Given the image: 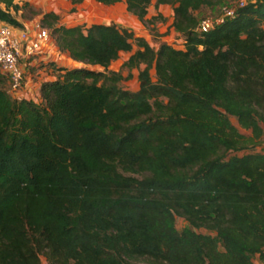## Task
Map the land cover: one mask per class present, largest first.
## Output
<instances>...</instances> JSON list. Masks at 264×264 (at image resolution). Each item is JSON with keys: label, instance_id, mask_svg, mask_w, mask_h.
Wrapping results in <instances>:
<instances>
[{"label": "trees", "instance_id": "obj_1", "mask_svg": "<svg viewBox=\"0 0 264 264\" xmlns=\"http://www.w3.org/2000/svg\"><path fill=\"white\" fill-rule=\"evenodd\" d=\"M18 1L0 20L22 26ZM95 1L147 24L169 5L182 43L40 14L78 65L49 61L38 102L0 70V264H264V0L201 32L196 10L225 0Z\"/></svg>", "mask_w": 264, "mask_h": 264}, {"label": "rangeland", "instance_id": "obj_2", "mask_svg": "<svg viewBox=\"0 0 264 264\" xmlns=\"http://www.w3.org/2000/svg\"><path fill=\"white\" fill-rule=\"evenodd\" d=\"M31 1V3L25 4L24 1L19 0L17 2L19 9L16 11H12L13 14L16 17L23 18L24 20H32L34 18L39 17L38 15H40L44 11H48L49 9H52V7H55L60 9L61 14H59L61 15V21L66 24H75L78 22L91 23L93 21L102 20L106 22H113L122 25L130 30H134L137 35L144 36L150 43V45L155 49L162 41H168L173 43L175 46H180L184 36L183 34L177 33L175 30H172L170 27V23L172 20V10L169 5H160L159 7H156L154 3H151V5H149L148 7V17L149 19L151 18V20L150 23L147 24L139 21L133 16V14L127 12L125 9L124 2H118L114 5H105L101 3H96L93 0H89L87 2H84L81 7L75 9V7L69 4L67 5L64 0H55L51 3L50 1L47 2V0H45L46 2L44 1L45 3H39L40 0ZM240 1L248 2L252 0H225L220 6L201 7L200 9L196 10V15L199 20L204 17L214 18L219 13H221L223 6H235ZM156 13H160V16H156L155 18H153V15H157ZM135 48L136 45H133V49ZM129 53L130 52H121L119 58L111 62V64L109 65V69H119L122 73V78L119 81V85L123 88L134 90L138 87L137 69H128L123 63V61L128 57ZM58 55L60 60H68L66 56L62 57L61 53H58ZM49 57V59H52L53 54H50ZM93 67L97 69L102 68L100 66ZM38 68H40V66ZM150 71L152 77L154 78V69L151 68ZM49 73L50 72H47V68L42 69V73H39L40 76H42L40 78H43L44 76H46V74ZM35 87V85H32L28 96L38 102L40 99L35 91ZM15 94L16 95L14 96H18L17 93ZM231 119L236 125H238L236 117L232 116ZM240 130L244 133L248 132L243 128H240ZM255 150L264 151V132L262 134V141L260 145L255 147ZM175 221L176 226L179 229L186 225V221L183 217L176 216ZM199 230L203 232H210L203 228H200ZM211 233L214 235L213 232ZM252 258L254 262H259L258 255H254ZM41 264H47L44 257H42ZM143 264L151 263L144 262Z\"/></svg>", "mask_w": 264, "mask_h": 264}, {"label": "built area", "instance_id": "obj_3", "mask_svg": "<svg viewBox=\"0 0 264 264\" xmlns=\"http://www.w3.org/2000/svg\"><path fill=\"white\" fill-rule=\"evenodd\" d=\"M240 1L235 6H223L221 13L214 18L204 17L199 20L197 31H207L216 24L223 22L233 15ZM52 41L50 29L43 26L38 19H33L25 25L16 26L0 20V70L5 72L9 80V91L16 95L23 88L28 75L27 59L33 57ZM48 55L41 58L39 69L46 68L49 61ZM51 73L46 74L44 79L52 78ZM43 79V80H44Z\"/></svg>", "mask_w": 264, "mask_h": 264}, {"label": "crops", "instance_id": "obj_4", "mask_svg": "<svg viewBox=\"0 0 264 264\" xmlns=\"http://www.w3.org/2000/svg\"><path fill=\"white\" fill-rule=\"evenodd\" d=\"M29 3H31L32 1L31 0H27ZM45 0H40L39 3H45L44 2ZM50 1V3L55 0H47V2ZM57 1V0H56ZM89 0H83L81 2H78V3H71L70 0H64L65 3H67V5H71L73 7H75V9L81 7V5L84 3V2H87ZM95 1V0H93ZM96 3H98L97 1H95ZM38 3V4H39ZM48 4V3H47ZM117 4V3H116ZM49 10H53L55 11L56 13H60V9L59 8H55V7H52V9H49ZM13 13V12H12ZM61 14V13H60ZM40 17V15H38ZM134 16V15H133ZM16 17V16H15ZM39 17L37 18H34V19H38ZM135 17V16H134ZM21 23L22 25H25L27 24L28 22H30L31 20H24L23 18L21 17H16ZM136 18V17H135ZM137 19V18H136ZM33 20V19H32ZM93 22H106V21H93ZM58 53H61L62 54V57L63 56H66L67 57V61L66 59L64 60H60L59 59V55ZM50 54H53V57H52V60L58 64V65H65V66H75L76 64H78L76 61H74L73 59H71L67 52L66 51H60L57 46L55 45L54 43V40L52 39L51 43L49 45H47L46 47H44L43 49H41L40 52H38L36 55H34L33 57L27 59V63H28V75H27V78H26V81L24 83V86L23 88H21L17 95L20 97V96H25V97H29V93H30V90H31V87L32 85H35V91L36 93L38 94L39 96V84L40 82L44 79V78H40L42 76H40L39 73H42V69H39L37 66L41 63L40 60L43 56L45 55H50ZM47 68V72H50L51 73V67L48 65L46 66ZM45 73V72H44Z\"/></svg>", "mask_w": 264, "mask_h": 264}]
</instances>
